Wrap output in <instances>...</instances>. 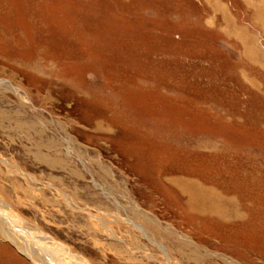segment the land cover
<instances>
[{"label": "rangeland", "instance_id": "1", "mask_svg": "<svg viewBox=\"0 0 264 264\" xmlns=\"http://www.w3.org/2000/svg\"><path fill=\"white\" fill-rule=\"evenodd\" d=\"M0 196L90 264H264V0H0Z\"/></svg>", "mask_w": 264, "mask_h": 264}, {"label": "bare ground", "instance_id": "2", "mask_svg": "<svg viewBox=\"0 0 264 264\" xmlns=\"http://www.w3.org/2000/svg\"><path fill=\"white\" fill-rule=\"evenodd\" d=\"M26 223L0 196V233L33 264H90Z\"/></svg>", "mask_w": 264, "mask_h": 264}]
</instances>
